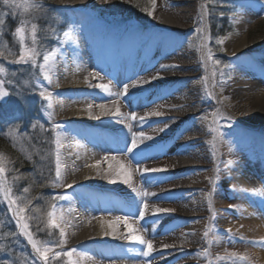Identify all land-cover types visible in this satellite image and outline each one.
I'll list each match as a JSON object with an SVG mask.
<instances>
[{
    "label": "rangeland",
    "instance_id": "obj_1",
    "mask_svg": "<svg viewBox=\"0 0 264 264\" xmlns=\"http://www.w3.org/2000/svg\"><path fill=\"white\" fill-rule=\"evenodd\" d=\"M100 1L99 5L89 6L83 10L81 15H78L66 9L63 0H34L35 3L41 4L43 9H29L27 11L22 8L8 9L3 5V0H0V19L5 21L3 25H0V67L5 69V72L0 74V79L4 80V89L9 93L8 96L0 100V105L5 102L9 103L11 89L12 98H20L24 101L22 112L36 115L37 119L45 127L47 126L49 134L53 133L55 141L57 133L65 132L69 137L75 138L77 142L87 144V140L83 137L88 130L85 127L79 131L76 126L63 125V128L53 131L54 123L61 125L62 123L57 122V118L53 115L49 119L46 114L47 111H51L47 108L49 102L42 99L39 92L42 88L47 89V80L40 72L39 64L42 63L45 54L72 51L69 43L78 36L76 27H81L90 33L91 37H89L93 45L97 43V37L94 35L98 33V29H102L101 32L111 31L110 33L115 34L117 40L130 48L129 53L132 60H136L140 64L143 72L142 78L151 80L150 83L143 86L145 89L154 91L149 92L142 99L151 104L150 112L159 111L162 113L159 117L151 116L150 121L152 124L150 131L153 137L152 154L155 157L153 166L164 170L162 172L165 175L160 177L162 179L168 176L167 174L180 170V167L175 165L172 159V147L169 144L166 148L164 146L159 147L156 143L160 142L165 145L175 137L180 123L178 122V126L175 127L164 122L169 121L168 115L183 108L181 106L174 108L175 104L169 106L171 103L169 98L171 97L162 99L158 94V87L162 86L166 74L171 72V70H163L161 66L167 65L172 60L175 61L176 56L188 55L192 62H196L194 75L198 77L197 80H190L188 83L198 89V97L194 111H187L185 118L188 119L194 115L191 124L203 130L207 143L202 145L204 159L197 164L198 168L195 175L200 182V191L196 197L199 208L196 211L183 213L180 210L179 202L185 194L174 193L178 187L173 177H169L161 185L162 189L159 190V192H163L162 204L164 209L174 210L164 216L163 222L170 225L176 241H185V244L176 246L177 249L173 251L172 256L176 258V264H233L234 260L236 264H240L237 258L241 256L247 258L245 264H264V258L259 257V254L264 253V247L251 243L252 241L264 240V236L257 235L254 230H248L247 216L243 213L244 207L240 202L242 199H247L255 207H264V125L251 126L240 121L246 107L252 109L258 105L264 109V99L258 104L250 99L247 101V97L238 99L235 83L237 82L239 87L244 84L246 91H256L255 85L259 81L264 87V66L260 65L261 63L264 65V0H195L194 12L187 11L186 5L178 7L179 10L183 11L184 19H177L175 21L177 25L174 28L167 27L165 23H162V20L155 21L156 18L165 16L167 11L166 6L161 4L160 0H156L154 10L152 7V16L145 14L146 17L139 18L140 9L136 8L135 0ZM25 2L28 0H17V3ZM202 5H205L208 11L205 18V35L207 33L210 35L209 48L213 51V59L218 58L222 62L220 66H214L212 61H208L211 75H213V71L216 73L213 84L209 82L206 65L201 60V39L199 34L194 31L198 26V14ZM51 9H55V12L54 10L52 12ZM5 13L8 14L5 15ZM21 21L27 22L26 44L28 46H31V24H37L35 47L40 55L37 58L36 67H33L31 63L17 64L14 62L20 54V41L15 35V29L20 26ZM240 23L249 27L247 32L248 49L246 53L238 55L228 49L227 41L234 36L241 35L238 30ZM261 23L262 25H260ZM211 25L218 27L216 30L219 33L215 30V35ZM70 29L73 30V39L64 35ZM229 30L232 32L224 36L219 35ZM220 38L224 39L223 45L216 44V40ZM85 40V37H81L82 42ZM103 47L104 45L101 44L98 51ZM221 48L223 51L220 50ZM225 64L229 67H223ZM221 69L224 73L223 76L220 75ZM255 71L259 73V76L253 78L252 73ZM15 72L17 74H14ZM157 73L162 78L152 80L151 78ZM187 75L184 74V76ZM205 77H207L206 81ZM221 81H223V86H221ZM217 98L221 99L222 112L231 117L230 121H219V130L224 133L222 141L219 138L213 141L214 134L209 127L213 113L217 111L215 108ZM57 99L59 97L52 96L51 102ZM13 103L15 101H11L10 104ZM105 103V101H101V104ZM160 129H164V131H160ZM28 136H31L28 132L21 134L22 138L19 137L22 139L21 146L23 148L28 147L29 150H36L35 152L38 154V149L34 148L38 145ZM42 138L44 137L42 136ZM55 141L53 143L54 165ZM41 143H43L41 147H45L46 150L47 147H51L50 144L47 145L43 141ZM213 143L216 145L215 148H213ZM243 167L248 173L251 170L255 172V179L250 182L247 189H240L238 185L236 187L232 179L233 172L237 173ZM23 184L25 183L22 180L17 183L18 193L13 195L14 198L28 197L31 199L29 192H23L25 187H28L29 190L30 187L27 184L22 187ZM49 193L50 200L53 202V196L62 195L61 187H53L51 182ZM209 195L211 202H209ZM54 202L58 209L64 205V201L55 200ZM4 204L5 199L0 193V210L3 209ZM44 209L47 213L53 210L49 204L43 202L42 197H39L37 200H31L30 208L25 215L39 217ZM46 212L43 213L44 218H46L43 227L47 233L40 239H34L52 249L48 254V264H67L68 257L56 255V253H62V248L58 245L59 229L49 227ZM192 218H195V222L190 221ZM3 223L7 225L6 221ZM28 223L30 226L32 219H29ZM13 225L16 226L14 221ZM205 232L208 233L207 236L204 235ZM7 235L3 231L0 232V253H5L6 249L9 248L12 255H15V264H44L36 257L34 250L32 247L30 248L27 242L26 249L29 250L30 254L25 252L22 245L25 240L17 227H15L14 235L21 241L14 240V237L11 235L7 237ZM8 241L9 245H7ZM232 253H235V257L230 255Z\"/></svg>",
    "mask_w": 264,
    "mask_h": 264
},
{
    "label": "bare ground",
    "instance_id": "obj_2",
    "mask_svg": "<svg viewBox=\"0 0 264 264\" xmlns=\"http://www.w3.org/2000/svg\"><path fill=\"white\" fill-rule=\"evenodd\" d=\"M63 1L66 9L78 15H81L83 10L89 6L99 5L101 2L100 0ZM160 2L167 8L166 15L156 18L155 21L162 20V23L169 28L176 27L177 19H184L183 11L178 9L179 6L186 5L187 11L190 12H194L196 8L195 0H160ZM248 28L243 23L238 25L241 35L234 36L227 41L230 51L238 55L246 53ZM75 30L78 33L77 38L74 39L76 42L72 40L69 43L72 51L53 53V60L50 62L53 68L50 73L51 84L48 80L46 82L47 90L53 93V97H59L51 102L53 105L51 112L53 117L57 118L56 121L68 127L76 126L79 131L84 127L88 129L83 135L87 144L77 142L65 132L61 134L60 150L65 162L62 180L64 186L61 187V192L62 195L72 197L71 201H64L61 208L66 221L61 224L66 233V246L61 247V252L75 249L71 259L76 261V264H144L145 260L150 261V264H176L177 260L173 258L172 253L177 249V245L185 244V241H176L170 225L163 222L167 213L153 216L152 210L155 207L165 208L162 204L163 192L159 190L169 177L174 178L178 187L174 193L185 194L179 202L180 210L183 213H189L199 208L196 197L200 191V182L195 175L197 164L204 159L202 145L207 143V139L203 130L191 124L194 115L188 119L185 118L187 111H194L198 97V89L188 83L198 78L194 75L196 62H192L186 54L176 56L175 61L172 60L167 64L175 65L176 69L167 73L162 86L158 87V94L162 99L171 97L169 106L175 104L174 108L177 106L183 108L167 116L169 125L177 127L178 122L180 123L175 137L165 145L160 142L156 143L159 147L166 148L168 144L172 147V159L180 170L169 173L170 175L167 174L168 176L161 179L160 177L165 175L164 172L143 173V169H155L152 139L140 145L148 151L146 158L138 166L132 156L118 151L119 148L124 147V143L120 144L121 141L127 140L130 145L134 133L138 135L143 131L145 136H151L150 121L152 118L146 116V113L150 112L151 104L144 102L142 98L154 90L145 89V86L143 88L130 87L128 94L122 96L114 105L115 95L110 96L95 87L97 84H109L112 93H122L125 83L134 82L137 77L142 78L143 72L140 64L132 60L129 53L130 48L117 40L115 34L110 33L111 31L101 32L102 29H98V33L94 35L97 37V43L93 45L90 41V33L81 27H76ZM206 36L209 37L206 41L209 47V33ZM81 37L86 38L85 42L81 41ZM101 44L104 47L98 51ZM205 65L208 80L213 84L214 76L209 71V62L207 61ZM260 65L264 66L262 63ZM93 73H98L99 76L94 78ZM184 74L188 75L184 76ZM255 76H259L257 71L252 73V77ZM235 83L238 99L247 97V101L250 99L256 104L264 99V87L261 86L260 81L255 85L256 91H246L244 84L239 87V84ZM72 99L74 101H71ZM101 101H105V105L109 108L119 107L121 115L131 117L135 114L137 119L118 123L117 118L110 115L103 116L98 107ZM90 104L92 115L88 113ZM215 108L222 111L221 99L217 98ZM245 109L240 118L242 123L251 126L264 125V109L258 105L252 109L247 107ZM141 116H146V123L143 125L139 122ZM128 124L131 125V131L127 127ZM106 156L109 157L107 161L104 159ZM114 156L128 166L131 173L130 184L121 183L119 180L112 182L105 177L104 173L108 172L109 162L115 167V161L111 160ZM97 162H99V168L89 166ZM97 172H100V175H97ZM149 175L157 179L149 182L146 179ZM232 175L235 186L238 185L240 189H247L250 182L255 179L254 170L248 173L244 167L237 173L233 172ZM69 184L73 187L68 188ZM134 188L136 191L133 190ZM137 192H147L149 195L142 197L138 196ZM141 199L149 204L143 220L138 215L131 214L132 211L142 207L139 203ZM240 202L244 207L243 213L247 216L248 230H254L257 235L264 236V207H255L247 199H242ZM61 209L56 208L58 215ZM100 209L106 214L98 213ZM124 216L129 217V223L133 225L137 235L152 241L153 252L150 257L145 258L139 255L144 246L130 242L126 238L129 230L122 221L115 223V238L111 235H104L105 231H111L108 227L110 223L115 222L117 217ZM194 219L190 221L195 222ZM154 220L157 222L153 223ZM165 245L174 247H164ZM259 257L264 258V253L259 254Z\"/></svg>",
    "mask_w": 264,
    "mask_h": 264
},
{
    "label": "snow or ice",
    "instance_id": "obj_3",
    "mask_svg": "<svg viewBox=\"0 0 264 264\" xmlns=\"http://www.w3.org/2000/svg\"><path fill=\"white\" fill-rule=\"evenodd\" d=\"M151 3L153 5V10L155 8V3L156 0H151ZM3 5L8 8V9H17V8H22L25 11L29 9H36V10H42L43 6L41 4H37L34 2V0H28V2L25 3H17V0H3ZM144 11L148 16L153 15V11L149 10L148 8H143L141 9ZM8 13H5L7 15ZM208 15L207 7L205 5L201 6L200 12L198 14V26L194 29L195 33L199 34V37L201 39V60L206 64L207 61H212L214 66H220L221 61L217 59H213V51L211 48L208 47L206 41L209 39L208 36L205 35L206 31V25H205V18ZM4 19H0V25L4 24ZM30 34H31V46H28L26 44V39L28 35V28H27V22L21 21L20 26L15 29V35L19 38L20 41V54L19 57L14 61L17 64H28L31 63L33 67L37 66V58L40 55L38 52L37 48L35 47L37 43V24L32 23L31 28H30ZM65 37H68L69 39H73V30H69L64 33ZM73 42H76L73 40ZM224 39L220 38L216 40V44L218 45H223ZM223 51V48L220 49ZM53 53L45 54L43 55L42 63L39 64V69L40 72L43 74L44 78L48 80L49 84H51V76L50 73L52 72V63H50L53 60ZM163 70H175L176 66L175 65H162L161 66ZM223 67L227 68L229 65L225 64ZM5 69L3 67H0V74L4 73ZM215 71H213V76H215ZM94 78L98 77V73H93L92 74ZM220 75L223 76V70H220ZM162 77L159 76V73H157L156 76H153L151 79H161ZM205 81L207 80V77L204 78ZM151 80L143 79L137 77L134 82L131 83H125L123 86V91L117 92V93H112L110 90L109 84H97L95 85L96 88H99L102 92L109 94L110 96L115 95L116 99L113 100V104H117L119 99L128 94L129 88L130 87H140L143 88L144 84L150 83ZM39 84V81L37 82ZM221 86H223V81H221ZM9 93L4 89V80L0 79V100H2L4 97L8 96ZM39 95L42 99L45 101H48L47 108L51 109L53 107L51 103V99L53 96V93L48 91L46 88H42V90L39 92ZM219 103V101H217ZM98 107L100 108L101 112L100 114L103 116H112L114 118H117L118 123H125L129 119L131 120H136L137 117L135 114H133L131 117L127 115H121L119 107H113L109 108L105 104H99ZM92 105H88V113L89 115H92L91 112ZM47 116L49 119L52 118L53 113L51 111H47ZM162 113L159 111H152L146 113V116H156L159 117L161 116ZM146 116H141L139 117V122L141 125L146 123ZM204 119H207V117H204ZM231 117L225 115L222 111L217 109L215 113H213V119L211 124L209 125L210 131L214 134L213 135V141H215L217 138H219L221 141L223 140L224 133L219 130V121L220 120H225V121H230ZM165 124L169 123V121H165ZM64 126L61 124H53V131L56 129H61ZM127 127L129 128V131H131V125L128 124ZM160 131H164V129H160ZM153 139L152 136H145L144 132L141 131L138 135L137 134H132L131 142L130 145L127 140H125L124 147L119 148L118 151L121 153H124L126 155L132 156L135 160L136 165L138 166L143 159L146 158L147 155V149L141 148L140 145L146 141V140H151ZM56 149H55V177L52 180V186L53 187H63V168L65 166V162L62 159V153H61V134L57 133L56 135ZM216 145L213 143V148H215ZM136 149H139V151H135ZM213 155H215V152H213ZM104 159L107 161L109 160V157H104ZM111 160L115 161V167L111 162H109L108 165V172L104 173L105 177L110 179L112 182H115L116 180H119L121 183L124 184H130L131 182V173L129 172L128 166L125 164L121 163L117 157H112ZM90 167H95L99 168V162L95 165H89ZM137 170H140L137 168ZM5 167L2 162H0V193L3 194L4 199L7 201L8 204V209L11 212L12 218L15 220V223L19 229V232L27 239L28 243L31 245L32 249L34 250V253L38 259L44 262V264H48L49 261V252L52 251V249L44 244H41L39 241L34 239L32 231H30V226L28 223L29 219H35L34 217H31L30 215H25V213L29 210L30 205H31V199L28 197H23V198H14L13 196V191L12 187L9 186L6 176H5ZM164 171L163 169L155 168V169H143V173H159ZM97 175H100V172H97ZM146 179L151 182L152 180H156L157 177L154 176H147ZM68 188H72L73 186L71 184L67 185ZM136 191V189H133ZM24 193L29 192V188L25 187L23 189ZM138 196L146 197L149 194L147 192L140 193L137 192ZM52 200H60V201H71L72 197L67 196V195H56L52 197ZM209 202H211V196L209 195ZM142 207H139L137 210L132 211V215H138L141 220L144 219L145 213L149 208V204L146 200L141 199L139 202ZM52 211L48 212V224L49 227L51 228H59V241L58 245L60 247H63L64 244L66 243L65 236L66 233L64 231V228L61 227L62 223H66L64 220V212L63 209L60 210V214H57L56 211V206L55 204L52 205ZM174 210L171 209H162L159 207H155L152 210L153 216H157V214L161 213H170ZM122 221L124 225L128 228V235L127 239L130 242L143 245L144 248L139 252V255L147 258L152 255L153 252V244L151 240H146L143 239L141 236L136 234V230L133 228V225L129 223V217L124 216V217H117L116 221L113 223H110L108 227L111 229V231H105L104 235H111L115 238L116 232H115V223ZM157 221H153V223H156ZM103 227V224L101 225ZM205 236L208 235L207 232L204 233ZM243 239V237H241ZM252 244H258L261 247H264V240L260 241H252ZM164 247H174L171 245H165ZM76 250L73 249L72 251L69 252H63V253H56L57 256H65L68 257L67 264H76V261L72 260L71 257L73 255V252ZM235 257V253L230 254ZM240 262V264H245L247 258L246 257H238L237 258ZM144 264H150V261L145 260ZM233 264H236V261H233Z\"/></svg>",
    "mask_w": 264,
    "mask_h": 264
},
{
    "label": "trees",
    "instance_id": "obj_4",
    "mask_svg": "<svg viewBox=\"0 0 264 264\" xmlns=\"http://www.w3.org/2000/svg\"><path fill=\"white\" fill-rule=\"evenodd\" d=\"M134 4L136 8L140 9L138 18L146 17L144 16L146 13L141 10L142 8H148L151 10L153 7L151 1L147 0H135ZM53 10L55 12V9ZM53 10L51 9L52 12ZM140 14L143 15L141 16ZM8 24L7 26L10 27ZM260 25H262V23ZM217 28L218 27L215 25H211L212 32L215 35ZM231 32L232 30H229L225 33H220L219 35L224 36ZM14 74H17V72ZM10 93L11 98L9 99V103L5 102L0 105V162L3 163L6 169L5 175L7 182L9 186L12 187L14 195L18 193L17 183H20L21 180L24 181L25 184H23L22 187L26 186V184L30 187L29 197H31V200H37L39 197H42L43 202L49 204L51 208L54 202H51L50 200L49 186L55 174L54 135L53 133L49 134L47 126L45 127L41 121L37 119L36 115L22 112L24 110V101L20 100V98H12L13 92L11 89ZM23 96L25 95L23 94ZM23 96L21 95V97ZM11 101H15V103L10 104ZM25 132H28L31 135L28 137H31L34 142H36L38 147L34 148H37L40 154H37L35 152L36 150H29L28 147L23 148L21 146V134ZM42 136L44 138H42ZM42 141L47 145H51V147H47L48 151L45 147H41L43 144L41 143ZM2 208L3 209L0 210V232L3 231L5 235L8 233V235L14 237V240H19L14 235L15 227L8 216L6 207L4 206ZM44 212H46L45 209L43 213ZM43 213L41 212V214H39L41 216L39 217H34L35 219H32V224L30 225V231H32L33 237L36 239L42 238L43 235L47 233V230L43 227L46 220ZM4 221L7 222V225H4ZM7 245H9V241L7 242ZM22 245L25 248V252L30 254L29 250L26 249V246H24L23 243ZM0 256L1 264H15V255H12L11 249H6V252L0 253Z\"/></svg>",
    "mask_w": 264,
    "mask_h": 264
}]
</instances>
